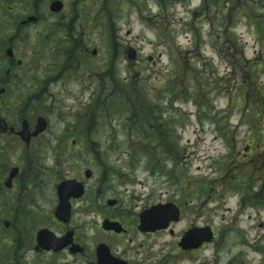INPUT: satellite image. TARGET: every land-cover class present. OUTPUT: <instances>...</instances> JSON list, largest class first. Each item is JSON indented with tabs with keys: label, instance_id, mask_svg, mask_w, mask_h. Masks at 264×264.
<instances>
[{
	"label": "rangeland",
	"instance_id": "374dc122",
	"mask_svg": "<svg viewBox=\"0 0 264 264\" xmlns=\"http://www.w3.org/2000/svg\"><path fill=\"white\" fill-rule=\"evenodd\" d=\"M24 1L0 0V9L14 19L28 13ZM65 1L72 16L68 23L44 15L39 25L18 35L21 42L16 49L20 53L22 46H30L32 37L44 38L41 46L51 39L49 46L58 48V40L67 34L74 43L76 39V57L66 59L65 48L63 54L57 52L31 64L14 94L24 98L37 85L29 108L50 122V131L38 147L45 175L54 158L62 175L86 184L85 202L92 203L88 204L92 213L76 215L77 230L84 239L80 242L88 245L93 238L101 240L95 232L100 213L110 211L105 206L107 199L121 203L124 199L129 209L166 202L179 208L180 221L170 224L172 234L149 236L147 242L125 239L132 260L264 264V0L229 4L222 0ZM131 49L137 53L134 61L128 58ZM79 56L86 57L87 65ZM138 56L142 62H137ZM146 56L156 65L146 62ZM19 57L24 58L21 53ZM66 61L62 77L48 80L57 72L52 66L59 70ZM181 63L186 68L173 87L166 83L172 74L164 68ZM166 85L170 88L165 89ZM118 87L146 89L161 98L157 103L162 121H154L156 116L150 114L136 116L137 108L131 105L133 114L119 123L128 109L113 99L101 110L104 90L108 96ZM171 97L176 99L173 111ZM146 111L151 113L150 108ZM86 131L87 147L99 163L97 171L90 167L94 178L88 183L84 171L89 155L79 154L85 147ZM172 134L177 147L167 141L163 151L158 137L173 140ZM75 140L74 147L70 142ZM150 140L151 145L143 143ZM247 146L251 147L244 152ZM141 150L149 151V159ZM73 159L77 171L65 172L63 166L71 167ZM234 178L238 187H229L228 181ZM97 181L102 183L100 198L94 189ZM197 184L208 192L205 198L195 197ZM52 193V185L43 190V196L51 200ZM6 203L8 210L15 200ZM40 204L47 219L52 205L46 199ZM82 205H76L77 210ZM100 209L104 211L97 213ZM188 225L211 227L215 232L212 242L202 250H181L177 244ZM86 234L91 238L88 243Z\"/></svg>",
	"mask_w": 264,
	"mask_h": 264
},
{
	"label": "flooded vegetation",
	"instance_id": "af4514ba",
	"mask_svg": "<svg viewBox=\"0 0 264 264\" xmlns=\"http://www.w3.org/2000/svg\"><path fill=\"white\" fill-rule=\"evenodd\" d=\"M55 1L61 3V9L54 13L51 11V6ZM24 2L28 13L14 19L9 13H2L0 9V32H3V35L0 34V206L6 208L5 211L0 207V264H154V262L161 264L159 261L132 260L129 251L124 247L125 239L132 243L135 239L144 238L147 242L149 236L168 232L172 234L170 231L172 223H169L166 229L141 231L140 215L149 208L133 206L129 209L125 206L124 199L121 203L119 200L110 198L105 201V206L110 211L97 210V213L104 211L100 213L102 217L95 232L97 238L101 240L95 242L93 238L92 244L88 243L91 238L86 234L85 240L88 245L82 244L80 240L84 239L82 234L79 235V227L77 230L76 215L80 212L88 217L92 213L88 205L92 203L85 202L89 194L86 184L80 179L62 175L54 158L51 168H47V176L43 166H40L38 147L50 131V122L47 116L40 115L29 108L36 95L37 85L35 83L33 90L25 95L20 92L24 98L14 93H16V86L18 88L19 83L24 80V70L31 69V64L41 63L47 56L58 55L57 52L62 53L65 48L66 59L74 58L77 53L74 47L76 39L74 43L66 34L58 38L57 44L60 47L53 48L49 46L51 39H46L43 43L45 46H41L44 38L40 40L38 37H32L30 46H22L23 49L20 51L24 58L19 57L20 53L16 49V44L20 41L18 35H22L26 29L39 25L44 15L53 16L56 21L64 20L65 23L72 19L65 0H25ZM62 45L64 47L61 48ZM67 49H70L72 53L69 54ZM148 58H145L146 62L149 61ZM81 60L87 65L85 56ZM140 61L142 62L143 59L138 57L137 62ZM151 64L156 65L152 61ZM65 65L63 64L59 70L52 66V71L57 72L50 74L48 80H59L62 77V74L60 75L62 68L68 66L67 61ZM96 101L99 102L98 99ZM101 103V106L106 108L108 103L106 90L101 96ZM98 105L94 104V106ZM86 116L88 114L84 113V117ZM43 129L44 131L41 132ZM84 137L85 147L79 150V154L89 155L86 159L88 166L85 169L91 170L90 167H92L97 171L99 163L87 147L89 140L87 131L84 132ZM76 142L75 140L70 144L75 147ZM63 170L76 172L75 160L73 159L71 167L66 166L65 163ZM92 177L91 174V179L85 182H91L94 178ZM72 180L82 182L85 193L80 198H68L67 214L63 219H59L56 216L60 204L58 187L68 185ZM99 184L102 183L97 181L94 188L98 198L102 195ZM49 185L53 187L52 200L43 196V190H47ZM71 194L73 192L68 195ZM12 199L15 200L16 205L13 204L7 210L9 205L6 202ZM45 199L52 205L47 219H45L44 207L40 204ZM79 204H83L78 209H82L80 211L76 208ZM188 226L184 231H188L190 225ZM93 227L94 224H92ZM190 229L200 228L191 227ZM92 236L94 237V234ZM203 247L204 245L191 251L202 250Z\"/></svg>",
	"mask_w": 264,
	"mask_h": 264
},
{
	"label": "trees",
	"instance_id": "16d2710c",
	"mask_svg": "<svg viewBox=\"0 0 264 264\" xmlns=\"http://www.w3.org/2000/svg\"><path fill=\"white\" fill-rule=\"evenodd\" d=\"M222 1L223 2H227V4H229L233 0H222ZM252 20L256 23L255 19H252ZM235 45L238 46L239 44L236 43ZM184 68H186V66H184L183 63H181V64H178L176 67L173 66L172 69H168L167 73H171L173 78H170L169 80H167L166 83L172 85L173 87L177 86L178 84L175 83V81H178V80H180L179 79L180 77H183ZM254 70H256V69H254ZM122 85H124V84L122 83ZM124 87H127V86L124 85ZM180 90H181V88H180ZM110 92H112V93L108 94V96H107L108 101H109V99H113L117 104L120 103L121 106L127 107V109H128L127 113H125V115H122V118L118 119L119 123L124 124L126 122V120H127L126 117H128L129 114H130V116L133 114V113L130 112V111H132L131 105L133 106V109L137 108L135 110V112H136L135 115L136 116H139L141 118L144 114H146V115L150 114L153 117L156 116L153 119L154 121H156V122H158V121L161 122L162 121V114L160 112V109L158 108V103H160L159 100L161 98L158 99L157 96L152 95L150 91H147L146 89H140L138 87H134V88H131V89H129V88L128 89H124V88L118 87V89L116 91H110ZM172 92H173V90H171V93ZM169 95H166V96L169 97ZM157 100H158V103H157ZM175 100H176L175 98L172 99V97H171V100L169 101L170 110L173 109L172 102L175 101ZM246 102H247V98L245 97V99L243 100V104L245 105ZM153 105H155V106H153ZM250 107L251 106H249V108ZM147 108L151 109V113L146 111ZM100 109L103 110L104 108L101 106ZM144 109H145V111H144ZM147 133L148 132H146L145 135H148ZM149 135H151V134H149ZM160 136H161V138L158 137V141L157 142L161 144V145L160 144L159 145H160V147H161V149L163 151H165V149H166L165 144H167V141L169 143L172 142L175 145V147H177V144H176L177 140L173 136V134H172V137L174 138L173 140L171 138H169V137L166 138L165 137L166 135H160ZM143 143L151 145L152 141L151 140L150 141H144ZM141 152H143L145 154L147 152L149 153V151H144V150H141ZM147 158L149 159L148 155H147ZM150 163H152V165L155 164V162H153V161H151ZM230 184H232V183H230ZM241 188L244 190V192L246 191L244 186H241Z\"/></svg>",
	"mask_w": 264,
	"mask_h": 264
},
{
	"label": "water",
	"instance_id": "95a60500",
	"mask_svg": "<svg viewBox=\"0 0 264 264\" xmlns=\"http://www.w3.org/2000/svg\"><path fill=\"white\" fill-rule=\"evenodd\" d=\"M52 9L59 10V7L54 3ZM94 54L95 53H93V55ZM134 56L135 52L133 50H129V60H133ZM89 176L90 174L87 172L86 177ZM70 192H73V194L68 195ZM82 194L83 189L79 184H74L73 186L61 185L58 188V196L62 200V202L67 201V199L70 197L78 198ZM64 206L61 209V215L64 212ZM171 220L178 221V211L175 206L169 205L162 208H154L149 215H146L142 218V225L144 226V229H148L151 227H153V229H160L166 227L167 223ZM209 240L210 232L208 230L201 231V233H195L191 231L185 234L180 243V247H182V249L196 248L200 246L201 243L207 242Z\"/></svg>",
	"mask_w": 264,
	"mask_h": 264
}]
</instances>
